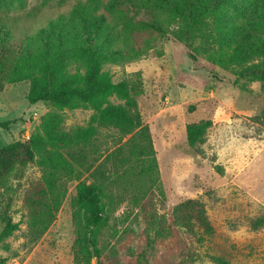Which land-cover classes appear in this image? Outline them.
I'll list each match as a JSON object with an SVG mask.
<instances>
[{"label":"trees","instance_id":"16d2710c","mask_svg":"<svg viewBox=\"0 0 264 264\" xmlns=\"http://www.w3.org/2000/svg\"><path fill=\"white\" fill-rule=\"evenodd\" d=\"M166 34L177 41L196 42L195 51L217 53L236 76L264 85V0H78L66 14L48 20L13 45L9 30L0 25V93L8 84L28 81V102L49 106L28 141L0 148L4 191H14L11 178L21 180L28 165L35 163L40 171L22 200L23 245H34L55 220L66 196L65 179L85 176L90 182L80 181L74 200L73 263L91 264L101 256L99 236L115 199L108 188L114 183L133 185L130 175L136 171L159 183L156 150L139 112L136 84L129 79L115 82L104 65L135 59ZM78 108L92 110L88 123L66 129L64 110ZM253 120L264 128V108ZM211 125L201 119L186 126L187 143L198 153ZM139 198L135 193L131 199L136 204ZM12 201L7 196L8 208ZM173 214L192 242L215 231L199 198L179 202ZM19 225L6 217L0 244ZM248 225L262 227L264 210L249 218ZM153 244L150 234L148 246ZM7 259L0 257V264ZM211 260L229 264L218 256ZM110 264H122L115 253ZM137 264H148L143 254Z\"/></svg>","mask_w":264,"mask_h":264},{"label":"rangeland","instance_id":"374dc122","mask_svg":"<svg viewBox=\"0 0 264 264\" xmlns=\"http://www.w3.org/2000/svg\"><path fill=\"white\" fill-rule=\"evenodd\" d=\"M77 1L0 0V25L9 30L13 45L66 14ZM153 46L135 59L108 62L104 70L115 82L129 79L136 84L139 112L156 150L159 183L136 171L130 175L133 185L114 183L108 188L115 199L99 236L101 256L91 264L98 260L110 264L113 253L122 264H137L140 254L148 264H215L211 256L229 264H264V225L258 229L248 225L249 218L264 210V128L253 120L264 108V85L236 76L217 53L195 51L194 41L181 42L166 34ZM28 90L29 82L22 81L6 85L0 93V148L28 141L25 135L31 136L49 110L45 102L29 103ZM63 114L69 129L86 125L92 110L65 109ZM201 119L212 125L198 153L187 143L186 126ZM39 176L33 163L21 180L11 178L14 191L0 188V231L6 217L20 222L19 229L0 244V257H8L4 264H74V200L80 181L90 180L65 179L66 196L55 220L28 248L23 245L22 200L29 183ZM135 193L140 195L136 204L131 199ZM9 195L13 201L8 208ZM188 198L205 203L215 229L199 242H192L175 222V205Z\"/></svg>","mask_w":264,"mask_h":264},{"label":"built area","instance_id":"2783aa9c","mask_svg":"<svg viewBox=\"0 0 264 264\" xmlns=\"http://www.w3.org/2000/svg\"><path fill=\"white\" fill-rule=\"evenodd\" d=\"M25 139L29 140L30 139V135L29 134H26L25 135Z\"/></svg>","mask_w":264,"mask_h":264}]
</instances>
